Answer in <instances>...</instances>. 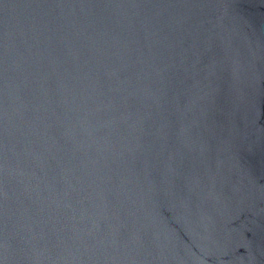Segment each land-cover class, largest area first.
<instances>
[{"label": "water", "instance_id": "1", "mask_svg": "<svg viewBox=\"0 0 264 264\" xmlns=\"http://www.w3.org/2000/svg\"><path fill=\"white\" fill-rule=\"evenodd\" d=\"M0 264H264V0H0Z\"/></svg>", "mask_w": 264, "mask_h": 264}]
</instances>
